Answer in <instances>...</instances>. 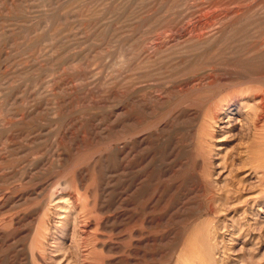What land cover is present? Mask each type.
<instances>
[{"label": "rangeland", "instance_id": "obj_1", "mask_svg": "<svg viewBox=\"0 0 264 264\" xmlns=\"http://www.w3.org/2000/svg\"><path fill=\"white\" fill-rule=\"evenodd\" d=\"M255 21L264 0H0V264H175L219 195L223 217L239 216L210 225L218 264L262 263L264 237L246 239L264 233V207L242 212L225 193L250 136L242 115L224 112L196 156L201 114L249 74ZM54 199H68L67 222Z\"/></svg>", "mask_w": 264, "mask_h": 264}, {"label": "bare ground", "instance_id": "obj_2", "mask_svg": "<svg viewBox=\"0 0 264 264\" xmlns=\"http://www.w3.org/2000/svg\"><path fill=\"white\" fill-rule=\"evenodd\" d=\"M239 11H240L239 9L229 11L228 13H226L227 15L228 14L229 15L224 18H222V16L221 18H218L216 17L217 16L216 15L213 18V20L215 19L214 23L210 24V26H208V29L209 30L214 29L213 26L215 25V22H217V24L221 26L222 21H224L225 19L232 18L234 16L241 17L242 14L239 13ZM254 23L256 25L255 26L257 30L256 33H258L257 39L255 40L253 45L249 48V50L246 52V54L250 55L248 60H245L243 63L239 65V67H241V69L243 70L248 69L249 74H246V72L245 73L240 72L241 73L240 78L242 79L241 80L242 82L240 83L239 87L238 86L236 87L237 89L239 88V90H237L238 91L237 93H231L229 91L230 93L227 92L224 95L222 94L221 99L214 102L212 106L210 105L211 106L210 108L208 106L207 108H205L206 106L204 107L207 110L201 114L200 125L198 129L196 130L197 138L199 139L198 152L196 156L201 159H204V156L209 153V146H208V142L206 141V139L213 138L212 133L215 127L218 125V121H222L221 115L224 112H229V114L232 112L240 113V115H242L243 118L242 120L238 119L237 122L241 123L244 119L245 120L244 124H246L249 127L250 136L248 138V141L245 142L246 146L245 147L242 146L239 149V152L237 155L238 163L236 164V168L234 171L236 187H234L233 190L230 189V190L225 191V193L227 194L230 193L234 195V203H235L234 205L241 207L243 210L242 212H245V209H243L245 207L249 208L250 210L252 209L254 210L255 206L260 207V208L264 207V25L260 26V23H258L257 21H255ZM219 31H223L222 26ZM203 37H204V34L199 33L197 34V36L194 37L195 38L194 40L202 41V39H204ZM210 85L211 83L208 84V86ZM205 86H203L202 84V87H205ZM212 100L213 98L209 99L207 103H211ZM224 159L225 158H223L221 162L223 163V166L219 170V174L220 172H222L221 173V177H222L221 185L226 184L228 182L226 180L231 175L230 172L226 171L227 168H226V163ZM244 190L246 191L250 190V192L247 194H243L242 192ZM88 198L89 197L87 195L83 196V198L81 199V206L84 204H88L89 202ZM61 200L54 199L52 201H49V203H53V206L55 207L57 215L60 216L59 219L63 220L64 222L65 221L67 222L68 217H70L74 212L71 211V207L70 208L68 207V199L67 200L64 199V201L63 200L61 201ZM228 200H226V198H224L221 195L218 196V198L215 200V203H216L215 206L217 207V209H215L213 212H210V213L208 212V215H207V217H210L213 220L209 219L210 223H208V225L206 224L203 228H201V226L200 227L196 226L198 227V229L194 231L195 232V245L197 249L194 250L195 252H185L183 255L177 258L175 264H218L219 263L220 260L217 257L219 255V252H218L216 244H217L218 239L221 236H219V234H217L216 232V229L211 228L210 225L211 224L214 225V223L216 224L218 222L220 223L222 228H226L227 221H230V224L231 223L234 224L235 218L238 217L239 215L236 217L232 215L229 219H226L225 217H223L224 216L223 206L230 204ZM92 214H93V210L91 209L86 217H79L80 219H82L81 221L82 224L79 225L80 228L82 229L81 233L83 236H86V238L88 239H90V236H92V230L96 226L94 223L90 222L91 221L90 218L92 217ZM44 215H46V212H43V215L41 216L37 224V227L34 233L33 243L30 247L31 252H33V250H39V251L43 250L42 239L44 238L43 233L45 231L44 222H43ZM202 220L203 219H201V221ZM198 223H200V221L197 222V224ZM231 227L233 228V226ZM216 228L219 229V227H216ZM236 234H239L237 230L235 231V235ZM262 237H264V233L259 234L256 237L247 236L246 240H249L252 244H255ZM78 243H79V240H78ZM242 247L244 246L242 245ZM57 251L58 250L54 251L53 248H50V252H57ZM85 252H87V254L93 253L94 245L92 246V244L89 243L87 245V250ZM262 257L264 258V252L262 253ZM68 263H69L68 260L65 261V263L63 262V264H68ZM235 263L241 264V261L240 260L238 262L235 261ZM57 264H59V262ZM260 264H264V261Z\"/></svg>", "mask_w": 264, "mask_h": 264}]
</instances>
